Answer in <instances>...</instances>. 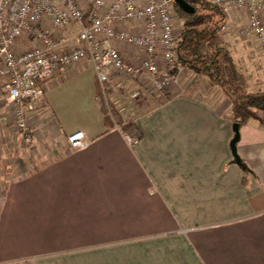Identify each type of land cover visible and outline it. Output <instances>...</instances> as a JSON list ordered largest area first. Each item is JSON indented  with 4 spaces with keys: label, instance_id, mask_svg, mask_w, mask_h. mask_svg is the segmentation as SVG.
Masks as SVG:
<instances>
[{
    "label": "crops",
    "instance_id": "crops-1",
    "mask_svg": "<svg viewBox=\"0 0 264 264\" xmlns=\"http://www.w3.org/2000/svg\"><path fill=\"white\" fill-rule=\"evenodd\" d=\"M227 18L240 56L257 66L260 48L245 29L248 9L233 8ZM118 47L130 61L140 60L137 48ZM184 70L196 82L181 67L177 87L162 102L139 86L129 131L140 141L129 145L96 101L97 132L45 116L39 108L51 105L48 84L86 88L91 100L100 89L91 61L61 67L28 113L34 140L24 145V157L17 155L15 107L0 78V264H264V122L240 128L237 151L251 170L246 174L232 151L230 99L205 81L182 89ZM257 83L264 88V77ZM76 131L88 138L84 150L68 141Z\"/></svg>",
    "mask_w": 264,
    "mask_h": 264
},
{
    "label": "built area",
    "instance_id": "built-area-1",
    "mask_svg": "<svg viewBox=\"0 0 264 264\" xmlns=\"http://www.w3.org/2000/svg\"><path fill=\"white\" fill-rule=\"evenodd\" d=\"M211 1L227 14L233 8L248 9L245 29L256 38L258 57L264 59V0ZM176 25L174 0H0V78L15 107L21 142L30 145L34 140L28 113L41 104L43 85L70 64L91 61L100 86L96 101L130 119L135 111L129 104L141 97L139 86L164 95L177 83L181 69ZM223 34L232 42L237 31L225 27ZM119 42L137 48L140 60L127 59ZM115 77L122 79L114 83ZM125 81L134 84L128 87ZM114 129L124 132L129 145L139 143L140 135L133 130L120 125ZM68 141L76 150L89 146L84 131L69 135Z\"/></svg>",
    "mask_w": 264,
    "mask_h": 264
},
{
    "label": "trees",
    "instance_id": "trees-1",
    "mask_svg": "<svg viewBox=\"0 0 264 264\" xmlns=\"http://www.w3.org/2000/svg\"><path fill=\"white\" fill-rule=\"evenodd\" d=\"M187 1L195 12L181 10L174 1L180 22L177 28V64L196 75L197 83L205 81L227 95L231 101L233 124L237 123L241 128L251 120L264 122L260 115L264 114V88H259L254 79L249 66L250 62L253 63L252 58L240 56V50L234 47L235 40H225L223 29L228 22L227 14L211 0ZM102 108L105 120L111 121L114 127L120 125L124 131L134 127L133 121L125 123L117 111ZM238 164L246 174L251 172L245 161Z\"/></svg>",
    "mask_w": 264,
    "mask_h": 264
},
{
    "label": "rangeland",
    "instance_id": "rangeland-1",
    "mask_svg": "<svg viewBox=\"0 0 264 264\" xmlns=\"http://www.w3.org/2000/svg\"><path fill=\"white\" fill-rule=\"evenodd\" d=\"M180 24V22H179ZM177 27H179V25H176V33H178L177 31ZM238 41L235 39L234 41V45H236ZM236 47V46H234ZM238 48V46H237ZM239 49V48H238ZM240 50V49H239ZM241 52V51H240ZM257 66L253 65V67H251L252 71H253V75L255 76L254 79H259V77H264V66H258V62H263L264 64V59H260L257 55L256 59H255ZM184 78L180 81L179 86L185 90L186 89H190V88H195L197 86H199L203 81H201L199 83V85H195L196 82H194V80H192L190 78V75L188 74V72L186 70H184V74H183ZM191 79V80H190ZM198 84V83H197ZM66 85H71L69 84H64V83H58V82H53L51 85L48 84L47 86H45V92H47V98L48 101L51 102V105L49 104H44L42 106H40L39 109L46 111L45 116L47 118H50L52 116H54L53 121L56 123H66L69 128L71 129H84V130H88V128H94L93 131L97 132L98 129H96L97 125H100L102 123V117L100 114H96V110L94 111L93 109H91L92 107H94L95 104H93V101L95 100V97L93 98V100H91V95L89 94V97L87 99V89H83V90H78L77 88H69ZM176 88L177 85L174 84ZM141 87V86H140ZM151 88V86L149 87ZM172 87H170L168 89V91L162 95L159 96L157 94V91L155 88H152V92L156 93L158 100L160 99L162 101H164L167 96L171 95V90ZM222 91V90H221ZM66 93H76V99H67L66 98ZM90 93V92H89ZM95 94H92V96ZM141 97H142V93H141ZM140 97V98H141ZM139 98V99H140ZM97 102V101H96ZM98 103V102H97ZM50 106L52 107V109H50ZM55 111V112H54ZM123 121L125 123L133 121V119L135 117H133L132 119H130L128 116H122ZM17 142H19V144H21V149L17 152V155L20 156H25L27 151L24 147V144L21 142L20 138L17 137Z\"/></svg>",
    "mask_w": 264,
    "mask_h": 264
},
{
    "label": "water",
    "instance_id": "water-1",
    "mask_svg": "<svg viewBox=\"0 0 264 264\" xmlns=\"http://www.w3.org/2000/svg\"><path fill=\"white\" fill-rule=\"evenodd\" d=\"M174 1L181 10L188 12V13L195 12V8L187 0H174ZM233 128H234L235 136L232 139L231 146H232V151H233V155L235 157L236 162L240 163L241 159L237 151V144L241 138L240 127L237 123H234Z\"/></svg>",
    "mask_w": 264,
    "mask_h": 264
}]
</instances>
